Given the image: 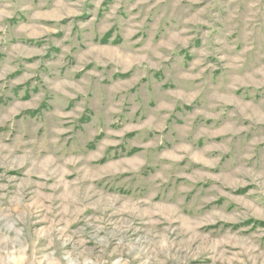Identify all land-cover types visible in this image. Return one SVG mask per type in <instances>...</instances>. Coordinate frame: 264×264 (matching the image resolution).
<instances>
[{"label": "rangeland", "instance_id": "rangeland-1", "mask_svg": "<svg viewBox=\"0 0 264 264\" xmlns=\"http://www.w3.org/2000/svg\"><path fill=\"white\" fill-rule=\"evenodd\" d=\"M0 264H264V0H0Z\"/></svg>", "mask_w": 264, "mask_h": 264}]
</instances>
